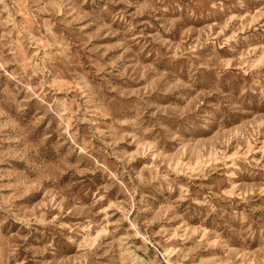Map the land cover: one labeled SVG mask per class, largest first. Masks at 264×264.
<instances>
[{
  "label": "rangeland",
  "instance_id": "374dc122",
  "mask_svg": "<svg viewBox=\"0 0 264 264\" xmlns=\"http://www.w3.org/2000/svg\"><path fill=\"white\" fill-rule=\"evenodd\" d=\"M0 264H264V0H0Z\"/></svg>",
  "mask_w": 264,
  "mask_h": 264
}]
</instances>
